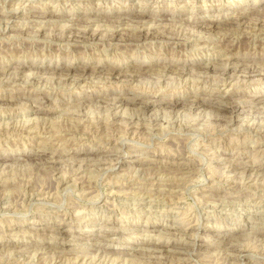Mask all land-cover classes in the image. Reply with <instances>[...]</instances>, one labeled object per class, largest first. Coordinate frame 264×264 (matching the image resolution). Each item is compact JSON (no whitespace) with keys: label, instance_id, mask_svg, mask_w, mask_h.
<instances>
[{"label":"rangeland","instance_id":"obj_1","mask_svg":"<svg viewBox=\"0 0 264 264\" xmlns=\"http://www.w3.org/2000/svg\"><path fill=\"white\" fill-rule=\"evenodd\" d=\"M0 264H264V0H0Z\"/></svg>","mask_w":264,"mask_h":264},{"label":"bare ground","instance_id":"obj_2","mask_svg":"<svg viewBox=\"0 0 264 264\" xmlns=\"http://www.w3.org/2000/svg\"><path fill=\"white\" fill-rule=\"evenodd\" d=\"M14 11V10H13ZM83 75V74H82ZM148 107H150V106H152V104L151 105H147ZM230 113V112H229ZM225 202V201H224Z\"/></svg>","mask_w":264,"mask_h":264}]
</instances>
